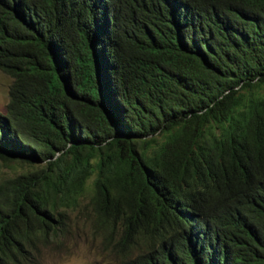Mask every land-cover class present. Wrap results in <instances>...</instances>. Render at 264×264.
Here are the masks:
<instances>
[{"label": "trees", "instance_id": "obj_1", "mask_svg": "<svg viewBox=\"0 0 264 264\" xmlns=\"http://www.w3.org/2000/svg\"><path fill=\"white\" fill-rule=\"evenodd\" d=\"M0 264H38L86 189L119 264H264V0H0ZM161 139L158 140V137Z\"/></svg>", "mask_w": 264, "mask_h": 264}, {"label": "rangeland", "instance_id": "obj_2", "mask_svg": "<svg viewBox=\"0 0 264 264\" xmlns=\"http://www.w3.org/2000/svg\"><path fill=\"white\" fill-rule=\"evenodd\" d=\"M10 80L0 70V112H4ZM35 166L17 159H0V178ZM93 176L94 172L87 178L86 189L77 203L64 208V225L58 238L38 246L35 253L38 264H119L121 256L135 254L163 229V222L147 211L140 214L138 226L123 241L121 226L116 222L110 230L99 222L88 201Z\"/></svg>", "mask_w": 264, "mask_h": 264}]
</instances>
